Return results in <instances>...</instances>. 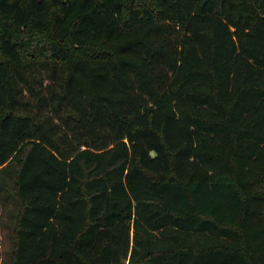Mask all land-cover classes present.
Segmentation results:
<instances>
[{"label": "trees", "instance_id": "16d2710c", "mask_svg": "<svg viewBox=\"0 0 264 264\" xmlns=\"http://www.w3.org/2000/svg\"><path fill=\"white\" fill-rule=\"evenodd\" d=\"M11 264H264V0H0Z\"/></svg>", "mask_w": 264, "mask_h": 264}, {"label": "rangeland", "instance_id": "374dc122", "mask_svg": "<svg viewBox=\"0 0 264 264\" xmlns=\"http://www.w3.org/2000/svg\"><path fill=\"white\" fill-rule=\"evenodd\" d=\"M14 204L11 200L0 203V264H11L13 251L12 225Z\"/></svg>", "mask_w": 264, "mask_h": 264}]
</instances>
